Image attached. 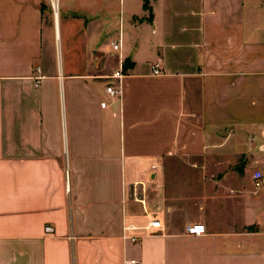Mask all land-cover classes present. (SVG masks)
I'll return each instance as SVG.
<instances>
[{"label": "crops", "instance_id": "obj_1", "mask_svg": "<svg viewBox=\"0 0 264 264\" xmlns=\"http://www.w3.org/2000/svg\"><path fill=\"white\" fill-rule=\"evenodd\" d=\"M145 1L0 0V264H264V0Z\"/></svg>", "mask_w": 264, "mask_h": 264}, {"label": "built area", "instance_id": "obj_2", "mask_svg": "<svg viewBox=\"0 0 264 264\" xmlns=\"http://www.w3.org/2000/svg\"><path fill=\"white\" fill-rule=\"evenodd\" d=\"M54 2L55 1H52L50 3L52 11H53V15L55 13ZM56 10H57V7H56ZM120 48H121V41L119 38V40L116 43H113L112 49L113 51H119ZM157 68H158L157 65L153 67L154 75L159 74V71ZM125 75L126 74H125V69L123 67V61L119 60L117 69L114 70L112 74L106 78L105 92L107 95H109L114 100L117 99L121 94L122 82H123ZM106 106H108V103L106 102L100 103L101 108H105ZM252 179H253L254 187L259 188L263 183L264 177L262 173L255 172L252 176ZM142 206L144 207L143 203H142ZM159 227H160V223L154 219L150 220L144 227L127 225V226H124L123 228V239L131 243H137L142 238V236L145 234H148V232L151 229H158ZM48 230H49V227H46V231ZM138 232H145V234H140V233L138 234ZM131 233H135V234H131ZM185 233L189 236H201L206 233V229H205V226L201 223H192L185 227ZM124 264H140V262L130 259V260L124 261Z\"/></svg>", "mask_w": 264, "mask_h": 264}, {"label": "rangeland", "instance_id": "obj_3", "mask_svg": "<svg viewBox=\"0 0 264 264\" xmlns=\"http://www.w3.org/2000/svg\"><path fill=\"white\" fill-rule=\"evenodd\" d=\"M52 1H56V0H47V2H49V4ZM113 6H114V4H113ZM136 6H138V3L136 4ZM49 7L51 9L50 11H51V15L53 17V11H52L51 5H49ZM89 12L90 13L87 12L88 15L95 14V15H100L101 16V14L103 12L102 5L101 4L96 5L95 7L91 8ZM59 14L61 16V11L59 12ZM231 145H233V142H230L228 144V146H231ZM234 145L236 146V151L240 150L241 147H243L245 149V152L244 153H240V151H239V152H236V154H235V157H234L235 159H234V162H233L234 163V166L232 168L234 170H238L243 165L242 163H243L244 159L246 158V155L247 154H245V153L246 152L247 153H250L252 151V149L251 150L249 149V142H248V140H247V142H243V143H242V140H240V142L238 144L237 143H234ZM256 148H257V152L263 153V151H261V149H259L260 148V145H258Z\"/></svg>", "mask_w": 264, "mask_h": 264}, {"label": "trees", "instance_id": "obj_4", "mask_svg": "<svg viewBox=\"0 0 264 264\" xmlns=\"http://www.w3.org/2000/svg\"><path fill=\"white\" fill-rule=\"evenodd\" d=\"M143 8H144V10L148 11V7H147V4H146V1H145V0H144ZM149 15H150V14H149ZM128 66H129V64L127 63V61H124V62H123V67H124V69H127Z\"/></svg>", "mask_w": 264, "mask_h": 264}, {"label": "bare ground", "instance_id": "obj_5", "mask_svg": "<svg viewBox=\"0 0 264 264\" xmlns=\"http://www.w3.org/2000/svg\"><path fill=\"white\" fill-rule=\"evenodd\" d=\"M54 7H55V13H54V17H56V12H57V10H56V4L54 3Z\"/></svg>", "mask_w": 264, "mask_h": 264}]
</instances>
